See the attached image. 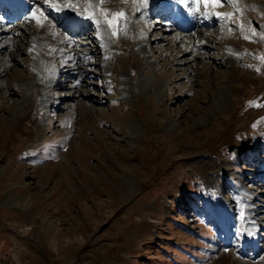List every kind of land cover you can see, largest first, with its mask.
I'll list each match as a JSON object with an SVG mask.
<instances>
[{
    "label": "rangeland",
    "instance_id": "1",
    "mask_svg": "<svg viewBox=\"0 0 264 264\" xmlns=\"http://www.w3.org/2000/svg\"><path fill=\"white\" fill-rule=\"evenodd\" d=\"M26 3L0 27V44L11 43L0 50V264H264L259 21L250 18L256 35L242 37L204 7L195 19L218 41L186 65L177 64L161 13L133 12L135 29L148 34V58L134 50L136 36L123 19V30L112 36L114 24L109 33L118 49L100 48L91 25L82 24L89 34L79 35L76 22L52 14L46 0ZM34 10L42 26L29 18ZM105 10L130 12V0L99 5L109 19ZM32 37L47 56L62 48L50 58L51 71L34 62ZM229 43L244 53L232 79ZM140 76L151 85L144 96L135 85ZM229 79L235 101L211 114ZM160 83L161 97L153 89ZM246 209L256 216L260 247L245 250L248 258L239 233Z\"/></svg>",
    "mask_w": 264,
    "mask_h": 264
},
{
    "label": "bare ground",
    "instance_id": "2",
    "mask_svg": "<svg viewBox=\"0 0 264 264\" xmlns=\"http://www.w3.org/2000/svg\"><path fill=\"white\" fill-rule=\"evenodd\" d=\"M261 1L264 4V0H261ZM46 2H48L49 4L48 8L52 12V14L61 15L63 19L67 23H70L71 25L76 22L74 25H72V32L79 33V35L81 34L84 36L85 35L88 36L89 33L84 32L83 30L84 29L83 25L88 24V26L89 25L92 26L93 31L97 35L98 37L97 40L99 41L98 46L100 48L108 47L111 45V43L116 45V41L114 40V38L109 39V33H111L112 29L107 24L106 19L103 18L99 14V7H97L98 0H87L88 6H81L79 3H75L73 1H71L72 6H69L67 3V0H46ZM188 2L191 4V0H183V2H181V0H163L161 1L160 4L154 2V0H147L146 5L142 4L138 6L137 0H135V2L134 0H130L131 11L130 12L127 11L128 13L126 12V10H123V11L127 13L126 16L129 19V22L127 23V25L134 32L133 33L134 36H136L134 50L144 55L145 57L149 56V53L144 47V44H145L144 37L148 35L147 32L144 30L135 29L136 27L139 28V21L133 17V12L135 11L136 7H138L143 12V16L146 12H149L146 14V15L149 14V16L157 15L158 13H161L166 16V20L168 23L163 24V25L167 28L166 30L167 34L170 35L169 40H171V43L173 45L171 50L174 53H176L175 56H176L177 64L186 63V65H188L190 63H197L198 60L203 58L206 55V53L202 52V49H204L207 46L206 44L209 45V44H212L213 42H217L218 37L217 36L214 37L212 32H210L209 30L208 31H206L205 29L202 30L201 29L203 26L202 22H198L195 19L198 12L201 11V9L203 10V8L205 7L202 0L199 3L200 5L198 9H196L193 1H192V5L190 6H188ZM53 5H55V7H53ZM208 6L213 8L214 11L212 13L216 15L217 14H229V13H232V15L235 14L236 16H232V15L227 16L226 20L232 21V24L236 26V29L239 35L242 37H246V36L253 37L256 35L252 31L248 23L250 21V18L253 20H258L259 26H260L259 31L264 37V8L260 7L259 4L255 5L251 3L250 0H239L238 5L236 7L230 6L229 7L230 9H227V10H219V9L217 10L216 7H212L211 4H209ZM152 7H153V13H150L151 12L150 9ZM23 10L24 9H22L21 12ZM21 12L17 15L20 16ZM82 12H83V15L81 14ZM171 14H173V16H170ZM181 14H184L185 16H188L190 18L191 21L189 25L185 26L181 23V19L183 18ZM17 15L11 16L12 18H9V16H6V17L4 16V20H0V27L14 20L17 17ZM86 17H89V18H86ZM96 20H99V24L95 22ZM215 20L219 21L220 19L216 17ZM223 20L226 21L225 19ZM224 21L221 23L222 27H226V24L224 23ZM8 33H12V31H8ZM1 34L3 33L0 31V36ZM58 39L60 43H63L67 39V36L60 35ZM0 40H1V37H0ZM6 42H7L6 44H0V50L4 48L6 49L10 48L11 43L8 41ZM31 42L33 43L32 45H28L29 46L28 48L32 49L33 51L32 56H33L34 62L37 65L39 64L40 66L45 67L46 71H51L54 64L50 58L51 56L54 57V56L61 55L63 53L61 51L62 48L61 47L59 48V52H53V53L49 52L50 55L47 56L46 50L40 48L42 45L41 44L42 42L39 40L38 37H34V38L32 37ZM223 46L226 47L227 49L226 54H227V59L229 61L228 69H229V72L231 73V76H232L231 79H232L234 76L238 75L237 69H238L239 63H243L244 61L240 57L241 55L244 54L243 49H241L239 45H235V44L233 45L230 43L227 45H223ZM248 47L250 48V44L248 45ZM116 49H118L117 45H116ZM186 56L188 57L186 58ZM70 57L72 61L73 56L70 55ZM149 65H150V68L152 69L154 65L152 58L149 61ZM135 68L139 72L140 70L139 67L135 66ZM124 71L129 72V69L126 67ZM141 76L139 79L136 80L135 85L139 88L141 92L140 94L144 96L146 92L149 91L151 85L149 84L147 79H145L144 77L142 78ZM231 79H229L226 85H224L223 87H220L219 95H216L214 99V108L211 110V114L217 112L218 110L219 111L228 110L230 106L232 105V103L235 101L234 96H233L234 89L230 87ZM153 89H156L157 90L156 93L160 96L163 92L164 85L163 83H160L157 86L153 87ZM122 90L126 94L129 92L128 90L126 91L124 89ZM241 190H243L242 186H241ZM245 216H246L245 224L241 225L242 229L239 230L240 231L239 233H242V240L240 241V245H241L240 251H241V254L247 256L248 258L250 257L251 254L250 253L244 254L245 250H250L251 252V250L256 251L260 248L258 244H256V238L259 232L256 227L257 224L254 222V220H256V216L250 213L248 209H246ZM251 223L254 225L253 227L250 226ZM222 256L223 258H225V260L227 259L229 260V258L232 256V253L231 251L226 252Z\"/></svg>",
    "mask_w": 264,
    "mask_h": 264
},
{
    "label": "snow or ice",
    "instance_id": "3",
    "mask_svg": "<svg viewBox=\"0 0 264 264\" xmlns=\"http://www.w3.org/2000/svg\"><path fill=\"white\" fill-rule=\"evenodd\" d=\"M105 2H107V0H98V4H97V7H99V5H102L104 4ZM124 2H127V0H124ZM135 2V0H134ZM181 2H183V0H181ZM196 3H200L201 0H195ZM205 8L208 7L209 4L212 5V7H218V6H233V7H236L238 5V2L239 0H202ZM67 3L69 6H72L71 5V0H67ZM141 3L143 5H146L147 4V0H141ZM53 7H55V5H53ZM83 15V12L81 13ZM41 16H44V13L41 12L40 13ZM103 15L107 18V17H111L109 19H106V22L107 24L109 25V27H112L114 24L116 25V30H114L111 35L112 36H117L118 35V31H122L123 30V27L119 24V21L121 19L124 20L125 23H128L129 22V19L128 17L126 16V13L123 11V10H119V11H103ZM205 18L208 17V13L205 12ZM229 15H232V13H229V14H217V18L219 19H227V16ZM31 19H35L36 20V23L40 26L41 25V21L38 17L35 16V10L33 11V13L30 15ZM86 18H89V17H86ZM97 24H99V20H96L95 21ZM253 31H255L253 29Z\"/></svg>",
    "mask_w": 264,
    "mask_h": 264
},
{
    "label": "water",
    "instance_id": "4",
    "mask_svg": "<svg viewBox=\"0 0 264 264\" xmlns=\"http://www.w3.org/2000/svg\"><path fill=\"white\" fill-rule=\"evenodd\" d=\"M228 150L230 151V148Z\"/></svg>",
    "mask_w": 264,
    "mask_h": 264
}]
</instances>
